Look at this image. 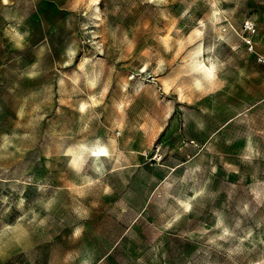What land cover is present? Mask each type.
<instances>
[{
	"label": "rangeland",
	"instance_id": "1",
	"mask_svg": "<svg viewBox=\"0 0 264 264\" xmlns=\"http://www.w3.org/2000/svg\"><path fill=\"white\" fill-rule=\"evenodd\" d=\"M5 225L0 264H264V0H0Z\"/></svg>",
	"mask_w": 264,
	"mask_h": 264
},
{
	"label": "clouds",
	"instance_id": "2",
	"mask_svg": "<svg viewBox=\"0 0 264 264\" xmlns=\"http://www.w3.org/2000/svg\"><path fill=\"white\" fill-rule=\"evenodd\" d=\"M213 7H215V4ZM41 223H43V221H41ZM227 234V231H225L224 235ZM29 235L27 229H18L15 225H5L3 229H0V245L5 243L22 244ZM220 239H223V236H221Z\"/></svg>",
	"mask_w": 264,
	"mask_h": 264
},
{
	"label": "built area",
	"instance_id": "3",
	"mask_svg": "<svg viewBox=\"0 0 264 264\" xmlns=\"http://www.w3.org/2000/svg\"><path fill=\"white\" fill-rule=\"evenodd\" d=\"M244 27L248 31H253L254 29L253 24L250 21H245ZM246 43L248 46L251 44L249 38L246 39Z\"/></svg>",
	"mask_w": 264,
	"mask_h": 264
},
{
	"label": "snow or ice",
	"instance_id": "4",
	"mask_svg": "<svg viewBox=\"0 0 264 264\" xmlns=\"http://www.w3.org/2000/svg\"><path fill=\"white\" fill-rule=\"evenodd\" d=\"M93 155H104V156H107L108 153L105 149L103 148H100L98 151L94 152Z\"/></svg>",
	"mask_w": 264,
	"mask_h": 264
}]
</instances>
